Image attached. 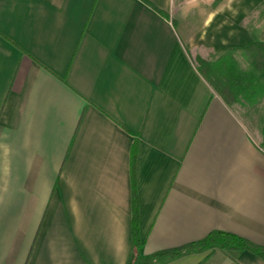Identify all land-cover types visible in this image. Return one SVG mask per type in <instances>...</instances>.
<instances>
[{"label":"crops","instance_id":"1","mask_svg":"<svg viewBox=\"0 0 264 264\" xmlns=\"http://www.w3.org/2000/svg\"><path fill=\"white\" fill-rule=\"evenodd\" d=\"M150 1L170 16L0 0V264H128L136 138L142 264H264L216 245L148 259L213 230L264 244L260 106L226 103L187 52L255 71L264 0Z\"/></svg>","mask_w":264,"mask_h":264},{"label":"trees","instance_id":"2","mask_svg":"<svg viewBox=\"0 0 264 264\" xmlns=\"http://www.w3.org/2000/svg\"><path fill=\"white\" fill-rule=\"evenodd\" d=\"M165 16H170L167 11L158 7L150 0H144ZM175 23V19H173ZM254 70L244 68L232 53H226L217 59H210L200 54L193 55L187 52L196 64L199 72L213 86L219 95L228 104L239 103L243 106L253 105L264 94V85L257 72H264V40H255L245 47ZM139 139L136 138L132 145L131 154V179H132V254L128 264H142V245L144 239L140 233V199L137 184V160ZM223 249H249L264 258V244L255 243L239 234L213 230L205 238L190 242L180 247L163 249L153 253L148 259L155 261L165 257H176L188 251H201L211 246Z\"/></svg>","mask_w":264,"mask_h":264},{"label":"rangeland","instance_id":"3","mask_svg":"<svg viewBox=\"0 0 264 264\" xmlns=\"http://www.w3.org/2000/svg\"><path fill=\"white\" fill-rule=\"evenodd\" d=\"M264 38V36H263ZM231 53V52H230ZM244 59V58H243ZM243 62L245 63V59L243 60ZM241 64V63H240ZM243 66V64H241ZM244 67V66H243ZM245 68V67H244ZM260 81L262 82V84L264 85V77L261 76L259 77ZM258 104L259 110H258V116L264 118V94L262 96H260L258 98V100L254 103V105ZM254 129V128H253Z\"/></svg>","mask_w":264,"mask_h":264}]
</instances>
